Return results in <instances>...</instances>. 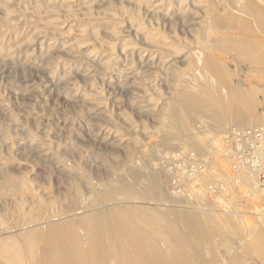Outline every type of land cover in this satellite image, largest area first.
I'll use <instances>...</instances> for the list:
<instances>
[{"label":"rangeland","instance_id":"374dc122","mask_svg":"<svg viewBox=\"0 0 264 264\" xmlns=\"http://www.w3.org/2000/svg\"><path fill=\"white\" fill-rule=\"evenodd\" d=\"M259 125L264 0H0V264H264L256 207L165 168Z\"/></svg>","mask_w":264,"mask_h":264},{"label":"built area","instance_id":"2783aa9c","mask_svg":"<svg viewBox=\"0 0 264 264\" xmlns=\"http://www.w3.org/2000/svg\"><path fill=\"white\" fill-rule=\"evenodd\" d=\"M165 168L173 193L196 187L219 198L239 195L257 208L251 215L264 216V125L230 128L213 159L178 150L167 158Z\"/></svg>","mask_w":264,"mask_h":264},{"label":"bare ground","instance_id":"6f19581e","mask_svg":"<svg viewBox=\"0 0 264 264\" xmlns=\"http://www.w3.org/2000/svg\"><path fill=\"white\" fill-rule=\"evenodd\" d=\"M259 43H263V41H262V40H259ZM251 122H252V120H248V118L246 117L245 120H244L243 122H240V125H241V124H242V125H244V124L247 125V123H251Z\"/></svg>","mask_w":264,"mask_h":264}]
</instances>
